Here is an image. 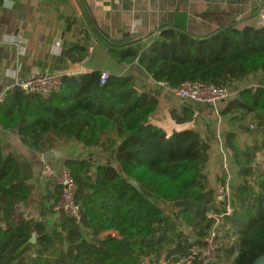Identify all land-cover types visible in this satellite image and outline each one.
I'll use <instances>...</instances> for the list:
<instances>
[{
  "label": "trees",
  "instance_id": "1",
  "mask_svg": "<svg viewBox=\"0 0 264 264\" xmlns=\"http://www.w3.org/2000/svg\"><path fill=\"white\" fill-rule=\"evenodd\" d=\"M109 47L117 64L137 62L154 82L172 88L200 82L233 89L255 80L256 87L241 89L224 113L237 114L241 124L253 116L264 126V25L232 23L203 38L166 30L146 48ZM87 56L83 48L67 51L77 62ZM102 72L63 75L62 91L49 99L13 89L0 103L3 129L18 133L29 150L50 152L52 138L100 150L97 159L91 153L64 163L77 185L81 221L56 216L51 195L38 200L40 222L19 213L35 196L30 170L13 156L4 159L0 146V264H142L165 255L180 263L203 246L214 225L209 214L224 210L204 176L209 145L201 134H168L149 121L158 108L154 95L141 92L133 76L109 74L102 85ZM194 107L173 110L172 119L189 122ZM231 194L233 212L225 220L237 229V242L227 258L254 264L264 255V181L259 191L244 182ZM179 222L188 234L179 232Z\"/></svg>",
  "mask_w": 264,
  "mask_h": 264
},
{
  "label": "crops",
  "instance_id": "2",
  "mask_svg": "<svg viewBox=\"0 0 264 264\" xmlns=\"http://www.w3.org/2000/svg\"><path fill=\"white\" fill-rule=\"evenodd\" d=\"M263 21L264 0H0V96L12 87L15 75L22 80L39 73L78 75L101 70L118 76H133L141 92H150L158 100L153 124L168 134L194 129L208 143L204 176L209 190L220 201L219 185L235 192L249 181L245 172L235 165L233 150L240 149L238 138L242 134L248 136L251 130H243L237 114L224 113L228 103L217 106L187 104L195 106L192 119L177 124L171 112L180 113L186 104L158 86L137 62L117 64L109 54V44L123 41L122 45L115 46L141 44L146 48L166 30L203 38L232 23L240 28L260 27ZM134 35H137L135 39L127 41ZM19 39L23 42L18 55L12 44ZM56 42H60L58 47ZM82 48L88 52L84 60L77 62L67 57V51ZM72 54L75 57L78 52ZM254 83L251 79L240 85L249 88ZM12 134L14 136L3 140L1 148L6 150V155L19 157L30 170V184L38 198L41 194L51 196V185L41 180L43 160L38 152L29 150L18 133ZM243 142L244 147L245 144L250 148L258 146L249 136L243 137ZM51 144L54 148L50 152L54 156L43 159L56 171H60L69 159L87 157L91 153L98 158L97 149L87 148L74 139L52 138ZM254 156L247 160L253 162L257 157ZM256 176L257 186L250 187L259 191L264 181V167ZM228 243L232 246L234 240L229 238Z\"/></svg>",
  "mask_w": 264,
  "mask_h": 264
},
{
  "label": "built area",
  "instance_id": "3",
  "mask_svg": "<svg viewBox=\"0 0 264 264\" xmlns=\"http://www.w3.org/2000/svg\"><path fill=\"white\" fill-rule=\"evenodd\" d=\"M264 21L262 22V26ZM155 37L147 47H149ZM23 40L19 39L17 42H14L13 47L15 46L18 51L20 50V43ZM2 44H0L1 46ZM60 42H56L58 47ZM62 76L61 74L56 73H39L30 78L19 80L15 75L14 84L10 89H7L4 94L0 96V103H2L7 95L13 89H20L23 92L29 94L39 95L44 99H49L50 97L60 93L62 91ZM109 78V73L103 71L100 77V83L103 85ZM158 86L166 88L171 94L175 95L182 103L185 104H200V105H210L217 106L222 103H228L236 96L238 92L232 90L229 87H219L212 84L205 83H194L187 82L180 85L178 88L170 87L166 82L157 83ZM256 85H251L249 88H255ZM4 132L3 126L0 124V138ZM39 157L43 160V168L41 172V180L43 183H49L51 185V194L52 199L50 198V206L52 211L56 216L60 214H65L68 217L80 222L82 219V209L79 203L77 202V185L74 178L71 175V172L68 168L63 166L60 171L54 170L48 163L44 161L45 152L37 153ZM55 189H58L56 192ZM218 197L223 204L224 210L219 216H215L214 227L209 232V234L204 238L202 247H194L191 250L190 259L186 260L187 263L192 264L194 261L195 264H211L213 253L218 249V240L223 233H228L229 238L234 241L237 240V236L234 235L233 229L229 226L221 225L220 221L226 216L232 214L231 211V192L228 186L223 184L218 186L217 190ZM39 197H44V194H41ZM223 222V221H222ZM222 230V232H221ZM144 261L142 264H146ZM168 262L160 261L159 264H167Z\"/></svg>",
  "mask_w": 264,
  "mask_h": 264
},
{
  "label": "rangeland",
  "instance_id": "4",
  "mask_svg": "<svg viewBox=\"0 0 264 264\" xmlns=\"http://www.w3.org/2000/svg\"><path fill=\"white\" fill-rule=\"evenodd\" d=\"M245 87H242L241 85H236L233 87L232 90H241L244 89ZM210 106V105H209ZM242 126H245L247 128H249L251 131V133H249V137L251 140H253V144L258 143L257 147H248L245 144V147L243 146L244 142H243V137L244 138H248L247 135L242 134L243 136L241 138H238L239 140V145L240 149L238 151L233 150V156L235 158V165L240 168V170L242 172H245L246 176L249 178V185L251 187H256L257 183L255 178H257L258 176H256L257 172L259 171L260 168L264 167V126L261 125L260 123H258V120L255 119L253 116H246L242 122ZM168 130V129H167ZM14 136L11 132L5 131L2 133V136L0 138V145L2 144V142H4L3 140H6L7 137H12ZM207 136V135H206ZM205 136V137H206ZM17 138V137H16ZM205 139H209V135L208 137H206ZM17 140H19V138H17ZM259 143L261 144V147L259 146ZM2 153L5 155V157H9L12 155H6V150L2 149ZM100 152V150H98ZM257 156L256 159L252 162V161H248L247 158H251L252 156ZM254 156V157H255ZM103 158V156L101 157ZM19 160V157L16 158ZM104 159H100L99 162H104ZM262 170V169H261ZM257 193V192H256ZM41 198V197H39ZM38 195H35L32 202L29 204V206L27 208H20L19 213L23 214L25 219L28 220H36V221H40V222H45L43 220V217L40 215L39 213V203H38ZM220 206V205H218ZM222 208V206H221ZM231 211L233 212V208H231ZM173 212V209H172ZM174 214V213H173ZM222 213H215V212H211L209 215L212 218H215V216H219ZM225 219V218H224ZM223 221V222H222ZM221 225H225V226H230L231 228H233V230H236L234 226H232L231 224H229L226 220H221L220 221ZM214 225L212 226L211 230L213 229ZM235 231V232H236ZM179 232L184 233V234H188L189 229L186 226H183L180 222H179ZM222 232V230H221ZM37 237V236H36ZM229 237L230 235H228V233H223L221 234L217 244H218V249L216 250L215 253H213V257H212V261L211 264H230V259L227 258V256H229L230 254H228L229 252H227V250H229L231 248L229 242ZM36 242H37V238H36ZM237 241H234V244ZM232 245V246H233ZM36 252V249H30L27 252V255H31L32 253ZM144 261H146V264H159L160 261L162 262H168L167 264H189L186 262V259H181L180 263H175L173 260H169L166 255L162 257V259H158V261H156V259L154 261H152L153 263H151V258H146Z\"/></svg>",
  "mask_w": 264,
  "mask_h": 264
},
{
  "label": "water",
  "instance_id": "5",
  "mask_svg": "<svg viewBox=\"0 0 264 264\" xmlns=\"http://www.w3.org/2000/svg\"><path fill=\"white\" fill-rule=\"evenodd\" d=\"M137 37V35H134V36H131V38L130 39H128L127 41H130L131 39H135ZM113 45H122L123 44V41H119V42H115V41H113V42H111ZM149 121L150 122H152L153 121V118L151 117L150 119H149ZM54 156V153L53 152H48L47 154H45V160H48L49 159V157H53ZM4 159L6 158L5 157V155H4V157H3ZM130 185L131 186H133L138 192H141V188H140V186L135 182V181H133V180H131L130 181ZM30 243L31 244H35L36 243V235L35 234H33V236H32V238H31V240H30ZM254 264H264V255H262L261 257H259L256 261H255V263Z\"/></svg>",
  "mask_w": 264,
  "mask_h": 264
}]
</instances>
